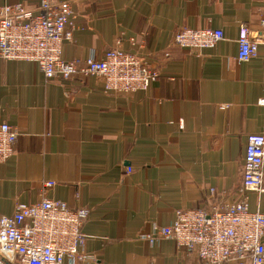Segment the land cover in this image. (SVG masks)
Listing matches in <instances>:
<instances>
[{"label": "crops", "instance_id": "obj_1", "mask_svg": "<svg viewBox=\"0 0 264 264\" xmlns=\"http://www.w3.org/2000/svg\"><path fill=\"white\" fill-rule=\"evenodd\" d=\"M70 1L65 59L122 48L159 75L146 90L107 92L95 75L47 79L34 62L0 58V121L20 131L0 163V214L64 200L90 213L84 264H202L151 236L177 210L241 198L248 135L264 133V0ZM17 2L36 11L39 0L0 6ZM243 25L261 39L247 61L238 59ZM184 27L222 28L225 39L188 51L171 43ZM247 195L264 212V192Z\"/></svg>", "mask_w": 264, "mask_h": 264}, {"label": "built area", "instance_id": "obj_2", "mask_svg": "<svg viewBox=\"0 0 264 264\" xmlns=\"http://www.w3.org/2000/svg\"><path fill=\"white\" fill-rule=\"evenodd\" d=\"M37 5L36 11L21 2L0 6V58L34 62L47 79L95 75L107 92L146 90L158 78L143 56L122 48L108 49L100 57L65 59L63 46L73 39L75 25L72 2L39 0ZM223 39L222 28L184 27L171 43L200 51ZM260 41L243 25L238 59L255 57ZM19 134L16 126L0 121V163L13 155ZM254 190L264 192V133L248 135L239 201L212 212L177 210L171 224L154 226L151 239H172L202 264H264V212L252 211L247 195ZM15 210L12 215L0 214V264H84L82 225L90 214L87 208L45 198L33 204L20 202Z\"/></svg>", "mask_w": 264, "mask_h": 264}]
</instances>
